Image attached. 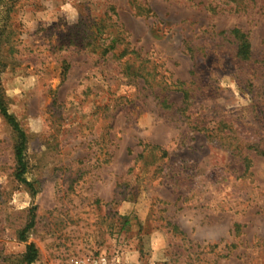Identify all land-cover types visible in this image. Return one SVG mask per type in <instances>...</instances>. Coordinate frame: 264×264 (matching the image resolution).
I'll return each instance as SVG.
<instances>
[{
	"label": "rangeland",
	"instance_id": "obj_1",
	"mask_svg": "<svg viewBox=\"0 0 264 264\" xmlns=\"http://www.w3.org/2000/svg\"><path fill=\"white\" fill-rule=\"evenodd\" d=\"M263 1L211 13L198 0H0V77L36 190L14 176L0 113V264H22L28 242L34 264H264V154L251 147L264 148ZM234 26L251 64L206 32Z\"/></svg>",
	"mask_w": 264,
	"mask_h": 264
},
{
	"label": "trees",
	"instance_id": "obj_2",
	"mask_svg": "<svg viewBox=\"0 0 264 264\" xmlns=\"http://www.w3.org/2000/svg\"><path fill=\"white\" fill-rule=\"evenodd\" d=\"M196 2L197 0H191ZM200 4H204V7L211 13H218L222 11H229V12H241V11H252L257 6L259 0H198ZM264 2V1H263ZM264 7V3L261 4L260 9ZM98 32H102V28L98 26ZM212 32L210 35L217 36L218 39L217 44H224L230 43L235 46L234 54L240 63L251 64L254 59V50L253 45L250 40L248 32L243 30L239 26H234L230 29H221L219 31H206ZM189 43V44H188ZM188 43L185 44V47L188 49L189 52L193 53V47L190 39ZM195 44V43H193ZM194 46V45H193ZM0 47H1V40H0ZM195 47V46H194ZM128 47H125L122 51L127 53ZM193 58L196 56L193 54ZM185 84V83H184ZM249 90V88H246ZM183 96L185 103L190 101L192 98L191 90L187 87L182 88ZM164 106H170V104L164 100ZM264 109V108H263ZM263 110L260 108L259 112L261 113ZM0 113L7 121V123L12 128L15 136L16 141L13 149L14 159H15V171L14 176L22 183H25L30 190L34 193L35 187L32 181L28 180L26 174L28 172V160H27V144H28V135L26 130L21 125L17 116L12 113L9 109L0 77ZM264 114V112H263ZM251 147L256 149L257 152L264 154V148L259 147L258 145L251 144ZM35 224V215L34 213L31 214L30 221L25 225V227L20 231L19 238L22 241H27V234L28 231L34 226ZM38 259V248L33 242H28L26 245L25 253L23 254L22 264H34V262Z\"/></svg>",
	"mask_w": 264,
	"mask_h": 264
},
{
	"label": "built area",
	"instance_id": "obj_3",
	"mask_svg": "<svg viewBox=\"0 0 264 264\" xmlns=\"http://www.w3.org/2000/svg\"><path fill=\"white\" fill-rule=\"evenodd\" d=\"M109 260L105 255L85 256L80 258L78 264H108Z\"/></svg>",
	"mask_w": 264,
	"mask_h": 264
},
{
	"label": "clouds",
	"instance_id": "obj_4",
	"mask_svg": "<svg viewBox=\"0 0 264 264\" xmlns=\"http://www.w3.org/2000/svg\"><path fill=\"white\" fill-rule=\"evenodd\" d=\"M65 9L68 10L70 12V22H74L75 17H76V13L74 12V10L71 9L70 5H66Z\"/></svg>",
	"mask_w": 264,
	"mask_h": 264
}]
</instances>
